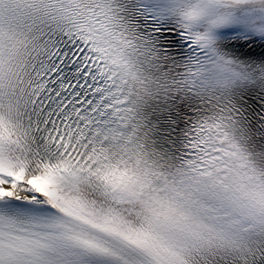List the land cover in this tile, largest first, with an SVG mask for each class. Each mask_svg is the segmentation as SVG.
I'll use <instances>...</instances> for the list:
<instances>
[{
  "label": "snow or ice",
  "instance_id": "1",
  "mask_svg": "<svg viewBox=\"0 0 264 264\" xmlns=\"http://www.w3.org/2000/svg\"><path fill=\"white\" fill-rule=\"evenodd\" d=\"M0 264H264V0H0Z\"/></svg>",
  "mask_w": 264,
  "mask_h": 264
}]
</instances>
